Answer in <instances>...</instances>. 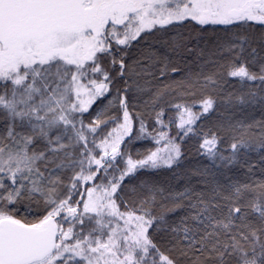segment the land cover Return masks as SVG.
<instances>
[{"label": "snow or ice", "instance_id": "obj_1", "mask_svg": "<svg viewBox=\"0 0 264 264\" xmlns=\"http://www.w3.org/2000/svg\"><path fill=\"white\" fill-rule=\"evenodd\" d=\"M0 264H264V0H0Z\"/></svg>", "mask_w": 264, "mask_h": 264}, {"label": "trees", "instance_id": "obj_2", "mask_svg": "<svg viewBox=\"0 0 264 264\" xmlns=\"http://www.w3.org/2000/svg\"><path fill=\"white\" fill-rule=\"evenodd\" d=\"M173 134L175 133V129L173 128ZM149 147H155L150 141H145L143 143H137L136 145L133 146V155L135 156V153L137 150L144 151ZM190 147V144H189ZM198 158H191L187 163L191 165H195L197 163ZM206 163V161H204Z\"/></svg>", "mask_w": 264, "mask_h": 264}]
</instances>
